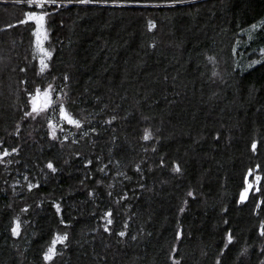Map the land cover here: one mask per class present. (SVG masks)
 Masks as SVG:
<instances>
[{
	"label": "trees",
	"instance_id": "trees-1",
	"mask_svg": "<svg viewBox=\"0 0 264 264\" xmlns=\"http://www.w3.org/2000/svg\"><path fill=\"white\" fill-rule=\"evenodd\" d=\"M262 49L264 0H0V264H264Z\"/></svg>",
	"mask_w": 264,
	"mask_h": 264
},
{
	"label": "snow or ice",
	"instance_id": "snow-or-ice-1",
	"mask_svg": "<svg viewBox=\"0 0 264 264\" xmlns=\"http://www.w3.org/2000/svg\"><path fill=\"white\" fill-rule=\"evenodd\" d=\"M34 2H35V0H30V3H34ZM51 2L52 3H55L56 0H51ZM79 2H81V3H88V2H90V0H79ZM30 19L37 20L38 22H43L44 21V16H39V17L32 16V17H30ZM151 26L152 27H155L154 24L151 25ZM45 55L50 57L51 56V53L45 52ZM41 64L43 65L42 68H41V72H43L45 70V68H47V64H45L43 60L41 61ZM33 111L36 112L38 110H37V108L34 107L33 108ZM61 111H62V113L64 112L63 109H61ZM64 118L67 120L68 123L75 124L77 127H79V122L76 121V120L71 119V117L68 116L67 113H64ZM144 139L145 140L149 139V134H146L145 137H144ZM253 148H255V145H253ZM5 155H7V153H5ZM49 167L51 168L52 165L50 164ZM175 170L176 171H179L180 169L179 168H176ZM109 215H111V214L109 213ZM108 223L110 224L111 223V220H109ZM13 234H15V235H18L19 234V225H17V227L13 229ZM121 235H124V234L121 233ZM261 235H264V231L261 232ZM65 239H67V237H58L57 238V241H59V242L62 243L63 240H65ZM57 241H54L53 242V245H55V243ZM229 241H231V237H229ZM53 255H55L54 247L49 249V252L45 256V259L46 260H51L53 258Z\"/></svg>",
	"mask_w": 264,
	"mask_h": 264
},
{
	"label": "rangeland",
	"instance_id": "rangeland-1",
	"mask_svg": "<svg viewBox=\"0 0 264 264\" xmlns=\"http://www.w3.org/2000/svg\"><path fill=\"white\" fill-rule=\"evenodd\" d=\"M261 53L264 54V49L261 50ZM252 183H253V182H251V181L249 182V187L252 186Z\"/></svg>",
	"mask_w": 264,
	"mask_h": 264
}]
</instances>
